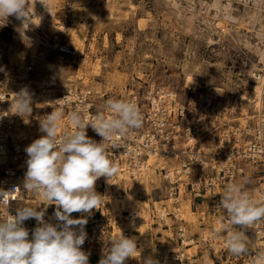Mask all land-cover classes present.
I'll return each instance as SVG.
<instances>
[{
	"label": "rangeland",
	"instance_id": "rangeland-1",
	"mask_svg": "<svg viewBox=\"0 0 264 264\" xmlns=\"http://www.w3.org/2000/svg\"><path fill=\"white\" fill-rule=\"evenodd\" d=\"M215 9L220 18L221 14L226 17L219 19L224 30L215 26ZM9 21L0 27V69L26 64L47 53L33 80L53 95L69 90L90 91L96 114L104 110L108 99L122 100L128 91L145 92L153 87L174 93L185 104L212 95L222 111L221 120L229 127H238L244 119L252 126L264 116V93L259 107L253 103L250 77L264 69L256 52L262 46L258 40L260 27L264 28V7L260 4L244 0H53L50 25L60 31L46 48L15 39ZM61 46L76 51V56L58 54L55 48ZM225 101L229 102L227 108L223 106ZM65 130H72V126L62 120L60 131ZM86 131L96 142L102 140ZM248 173L250 179L243 185L247 189L255 185V175L250 170ZM109 183L106 177L95 182L102 203L91 214L82 216L90 223L86 224L90 225L87 238L93 241L90 251L94 254L102 257L110 240L122 234L134 237L138 249L135 258L126 264H145L149 257L158 264H173L177 254L196 264H227V259L234 258L227 246L229 233L217 221L213 222L214 242H199V237L210 229L204 226L200 230L198 217L190 213L188 202L182 203V209L186 237L194 236L193 245L181 246L174 229L166 231L156 224L155 210L165 199V187L157 173L151 170L133 182L125 178L115 187ZM107 186L110 193L106 194ZM114 203L116 213L112 216ZM132 212L140 219L135 231L126 218ZM210 223L206 219V224ZM156 234L167 244L164 250L151 240ZM245 235L251 250V231ZM198 258L201 262L196 261Z\"/></svg>",
	"mask_w": 264,
	"mask_h": 264
},
{
	"label": "built area",
	"instance_id": "built-area-1",
	"mask_svg": "<svg viewBox=\"0 0 264 264\" xmlns=\"http://www.w3.org/2000/svg\"><path fill=\"white\" fill-rule=\"evenodd\" d=\"M55 49L58 54L76 56V51L67 47ZM46 55L41 54L26 64H9L0 69V190H15L9 193L6 202H0V219L25 206L38 211L46 207L45 221L57 223L55 204L47 205L46 201L23 188L28 159L25 149L44 135L40 131V121L53 111L58 100L64 99L60 104L63 121L70 122L69 114L78 108L85 118L96 114L95 98L90 91L69 90L53 95L52 91L33 80ZM23 88H27L32 96V112L27 123L10 111L14 94ZM122 100H131L138 105L144 117L143 126L117 137L120 147H109V158L114 159L132 181L147 169L158 174L165 187V199L155 210L154 220L163 230L174 229L181 246L190 247L194 243L192 237H186L182 203H189L190 213L198 217L200 227L210 229L207 235L199 237L200 243L210 245L216 237L213 222L217 221L222 228L228 223L217 208L226 184L244 185L250 179V170L255 175V185L248 189L244 186V189L257 202L264 201V116L252 126L229 127L221 120V111L212 95L205 94L196 102L185 104L174 93L153 87H148L145 92L128 91ZM87 130L95 133L90 126ZM151 158L153 167L147 165ZM111 180V187H115L114 182L117 185L122 181L116 175ZM71 215L76 219L83 216L76 212ZM126 218L130 228L140 220L134 212L128 213ZM206 219L211 223L206 224ZM263 224L264 221H260L247 228L251 231L253 249L250 251L253 255L234 256L227 259V264H252L254 254L264 251ZM23 226L31 238L37 221L28 219ZM86 229L84 226L87 233ZM90 243H93L92 239L86 238L84 245L89 247ZM126 262L129 263L130 258ZM173 264L195 263L177 254Z\"/></svg>",
	"mask_w": 264,
	"mask_h": 264
},
{
	"label": "clouds",
	"instance_id": "clouds-1",
	"mask_svg": "<svg viewBox=\"0 0 264 264\" xmlns=\"http://www.w3.org/2000/svg\"><path fill=\"white\" fill-rule=\"evenodd\" d=\"M37 3L45 12L53 13V0H0V27L14 17L19 21L15 30L23 36L38 18ZM253 77L259 83L260 74ZM63 100L56 101L53 111L40 121L44 135L25 149L28 159L23 182L24 190L48 202L47 205L55 204L57 223L45 221L46 207L38 211L25 206L0 219V264H88L89 253L82 250L87 238L84 230L87 219L72 218L71 214H91L98 208L103 198L95 191V182L100 177L111 180L119 170L115 160L109 158L108 148H119L117 137L143 126L144 117L134 101L108 99L104 110L91 118H85L79 108L72 111L68 116L72 130L61 132ZM10 111L28 122L32 96L27 88L14 94ZM89 126L102 138L101 142L88 137ZM11 192L0 190V202H6ZM217 208L228 222L223 228L229 233V252L234 256L253 255L245 233L249 226L264 221V201L254 200L242 183H228ZM28 219L37 221L31 238L23 226ZM137 252L136 239L121 234L110 240V247L98 264H126ZM145 264L158 261L149 257ZM252 264H264V251L254 254Z\"/></svg>",
	"mask_w": 264,
	"mask_h": 264
},
{
	"label": "bare ground",
	"instance_id": "bare-ground-1",
	"mask_svg": "<svg viewBox=\"0 0 264 264\" xmlns=\"http://www.w3.org/2000/svg\"><path fill=\"white\" fill-rule=\"evenodd\" d=\"M244 1L245 2H249V3H252L253 5H259L260 4L261 6L264 7V0H244ZM35 12H36V16L39 19L38 18H35L33 20V23L29 25L28 30L24 33L23 36H21V34L18 31L15 30V28L19 25V21L15 20L14 17H10V19H9L10 21L9 22L11 23V27H12V31L14 32V38L15 39H26V40L30 41L35 46L45 47L46 48V47L49 46V42L52 39L53 40L56 39V36L55 35L57 34L58 31H60V29L57 28L56 26H51L50 25V22H51L52 17H53V13L50 14V13L45 12L44 9H43V7L39 3H37L35 5ZM221 16L222 17L220 18L219 17V11L215 9V15L213 17L214 19H216V23H215L216 25L215 26H216V28H219L221 30H224L225 28L222 26V24L220 23L219 19H221V21H222V19L225 20L226 17H224L223 14H221ZM227 18H228V16H227ZM260 28H261V34L258 36V40L260 41V44L262 46L261 47H257L256 48V52H257V56H259V58H260V62L264 63V40L262 38L263 37V34H264V28L263 27H260ZM257 73L260 74L259 83L253 77ZM250 77H251V82H253V84H254V86H253V89H254L253 90L254 91V100H253V103H256L259 107H261L262 99H263V93H264L263 92L264 91L263 90V86H264V69H259L258 71H255L254 73H252V75ZM219 91H220V89H219ZM228 103L229 102L225 101V103H224L223 106H226V108H227ZM221 113H222V111H221ZM224 113H225V111H224ZM244 120H241V126H242V128L245 127L246 124H247V123L245 124L246 121H244ZM153 162H154V160L151 158L148 161L147 165L148 166L151 165L153 167L154 166L153 165ZM118 169L119 170H118V173L116 174V176L118 177L119 180H125V178H127V181L129 180L130 182H133L131 180V178H129V176L125 172H123V170L119 166H118ZM150 171H151L150 169H147L145 173H148ZM145 173H143V174H145ZM137 178H136V180H137ZM109 181H112V180H109ZM113 184H114V186L116 185L115 182ZM105 191H106V194L107 193H110L108 186H107V188H105ZM114 201H115V198H114ZM116 204L117 203H114V206L110 210L111 211L110 213H111L112 216H115V213H116V211H115L116 210L115 205ZM120 205H121V207L123 206V204H120ZM123 208H125V207H123ZM131 226L133 227V231H135V229L137 228L136 227L137 226V223H133V224H131Z\"/></svg>",
	"mask_w": 264,
	"mask_h": 264
},
{
	"label": "crops",
	"instance_id": "crops-1",
	"mask_svg": "<svg viewBox=\"0 0 264 264\" xmlns=\"http://www.w3.org/2000/svg\"><path fill=\"white\" fill-rule=\"evenodd\" d=\"M111 210V209H110ZM100 214H101V212H100ZM85 219H86V217H85ZM93 222H96V221H93ZM92 222V223H93ZM87 224H90L89 222H87ZM88 226H90V225H88ZM87 225H85V227H88ZM200 230H201V227H200ZM187 234H188V232H187ZM157 235L158 234H156V238L153 240V238H151V240L152 241H155V242H157V246L159 247V249H165V247L167 246V244L165 243V241H163V239H162V237H157ZM189 238H191L192 237V239L194 238V236L193 235H190V236H188ZM193 241H195V239L193 240ZM193 245V244H192ZM91 249H93L92 247H87L86 245H82V250L83 251H90ZM191 251L192 250V248L191 249H188L187 251ZM166 251V250H165ZM91 256L89 257V262H88V264H98V262H99V260L102 258L101 257V255L100 254H94L93 252H91L90 251V253H89ZM166 254H169V253H166ZM196 261H200L201 262V258L199 259H197ZM195 261V262H196ZM196 264V263H195Z\"/></svg>",
	"mask_w": 264,
	"mask_h": 264
}]
</instances>
